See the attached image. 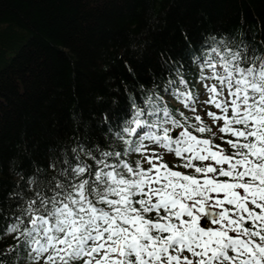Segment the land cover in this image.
<instances>
[{
    "label": "snow or ice",
    "instance_id": "snow-or-ice-1",
    "mask_svg": "<svg viewBox=\"0 0 264 264\" xmlns=\"http://www.w3.org/2000/svg\"><path fill=\"white\" fill-rule=\"evenodd\" d=\"M183 56L16 170L0 264H264V42L210 35Z\"/></svg>",
    "mask_w": 264,
    "mask_h": 264
},
{
    "label": "trees",
    "instance_id": "trees-1",
    "mask_svg": "<svg viewBox=\"0 0 264 264\" xmlns=\"http://www.w3.org/2000/svg\"><path fill=\"white\" fill-rule=\"evenodd\" d=\"M218 34L264 42V0H0V200L16 170L83 134L74 113L94 125L126 110L165 62ZM11 243L0 234V250Z\"/></svg>",
    "mask_w": 264,
    "mask_h": 264
}]
</instances>
